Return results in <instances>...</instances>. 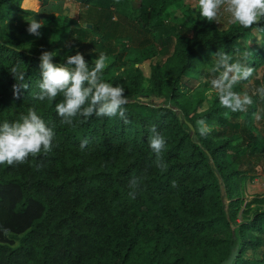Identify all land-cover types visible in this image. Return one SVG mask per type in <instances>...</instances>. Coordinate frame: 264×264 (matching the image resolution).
<instances>
[{
	"label": "trees",
	"instance_id": "trees-1",
	"mask_svg": "<svg viewBox=\"0 0 264 264\" xmlns=\"http://www.w3.org/2000/svg\"><path fill=\"white\" fill-rule=\"evenodd\" d=\"M48 1L0 0V124L34 107L55 125L47 155L0 164V264H218L235 246L231 264H264V193L244 197L255 161L264 159V135L251 122L259 113L264 127V99L254 96L247 111L226 119L229 110L216 93L205 107L204 92L189 84L212 89L205 68L218 51L236 57L237 49H249L250 66H262L264 21L220 28L199 8L193 13L192 0H142L135 17L113 20L109 8L77 0L88 8L63 38L31 39L23 20L32 13L27 3ZM253 33L259 42L248 41ZM145 43L152 48L142 52ZM44 50L54 51V63L76 51L90 66L91 51L112 57L103 79L125 88L129 123L93 115L76 127L61 124L55 103L62 96L55 102L34 97ZM18 64L29 87L16 95L11 69ZM249 81L234 91L251 94ZM201 119L212 126L206 137ZM153 125L166 139L163 171L149 147ZM133 178L139 181L134 199Z\"/></svg>",
	"mask_w": 264,
	"mask_h": 264
},
{
	"label": "clouds",
	"instance_id": "clouds-1",
	"mask_svg": "<svg viewBox=\"0 0 264 264\" xmlns=\"http://www.w3.org/2000/svg\"><path fill=\"white\" fill-rule=\"evenodd\" d=\"M199 15L209 22L219 23L222 12L230 16L231 22L248 29L264 21V0H198ZM29 34L41 36L40 29L44 24L39 19L28 21ZM232 55L218 51L212 54L211 87L218 96L220 105L228 109L223 113L230 118V112H244L254 103V96L264 99V85L256 88L251 94L234 91V87L242 81L249 80L254 73L250 66L253 53L249 49ZM54 51L44 50L40 56V82L39 92L34 97L40 101L55 102L62 96L59 103H55L57 114L61 117V124L76 127L95 115L97 117H119L125 124L129 123L126 108L128 97L125 88L120 84L106 82L103 72L107 67L108 57L100 52L90 66L84 55L76 51L68 55L63 62L54 63ZM17 83L13 85L14 93L27 90L29 85L25 82L26 72L18 65L11 69ZM82 118V119H77ZM199 133L207 136L212 131V126L205 119L198 122ZM55 125H51L34 107H29L26 114L13 122L0 124V164L9 166L26 163L29 157H36L43 153L47 155L52 151L55 140ZM149 147L156 154L155 165L166 170L162 153L165 149L166 139L153 125L150 129ZM88 140L81 141L83 150ZM129 192L135 198V190L139 187L137 178L130 181ZM175 186V185H174Z\"/></svg>",
	"mask_w": 264,
	"mask_h": 264
},
{
	"label": "rangeland",
	"instance_id": "rangeland-1",
	"mask_svg": "<svg viewBox=\"0 0 264 264\" xmlns=\"http://www.w3.org/2000/svg\"><path fill=\"white\" fill-rule=\"evenodd\" d=\"M189 2V0H186ZM191 9L193 13L197 11L198 2L190 1ZM189 2V3H190ZM136 4V8L133 4ZM142 0H94L92 2L91 7L96 8H109L111 12L114 14L112 17L113 20H117L119 15L127 18V17H135L137 15V10L140 7ZM27 6L32 10V13L29 16L23 18L24 21H30L31 19H39L44 24V26L40 29L41 36L37 37L35 35L29 34L28 31L26 34L31 39H38L40 37L46 38L49 42H56L60 38H63L66 32L69 29V25L72 19H78L81 17V14L85 12L87 6H84L82 3L77 0H49L46 4L42 5L39 3L33 4L32 2H28ZM68 17V20L65 19ZM168 17H172L171 14H168ZM215 22V21H214ZM231 22L230 16L227 13L222 12L219 17V23L216 24L220 28H226ZM260 34L253 33L249 42H259ZM151 43H145L142 47V52H146V50L152 48ZM91 53V58L94 60L97 55L94 52ZM112 61V57H108L107 65ZM144 72L149 73V67L147 62L141 63ZM210 67L205 68V74H207V78L211 79V73L209 72ZM124 69L119 70V73H123ZM257 80L258 83L254 82ZM204 82V80H201ZM255 86L254 89L249 88L250 91H254L258 88V84L260 82H264V64L257 68L254 71L253 76L250 78V81ZM192 84V88L196 90H202L204 92L205 101L203 105L207 106V98H213L215 96V91L210 87L205 88L203 83H197L194 81L189 82ZM147 83L145 84V87ZM245 87V86H244ZM248 89V87H245ZM146 101L156 102V98L152 96L144 97ZM262 116L259 113H256L252 118L253 130L259 135H264V127L261 123ZM256 174L254 175L251 181H248L245 191L244 197L249 199L253 194H263L264 193V159H259L255 161Z\"/></svg>",
	"mask_w": 264,
	"mask_h": 264
},
{
	"label": "water",
	"instance_id": "water-1",
	"mask_svg": "<svg viewBox=\"0 0 264 264\" xmlns=\"http://www.w3.org/2000/svg\"><path fill=\"white\" fill-rule=\"evenodd\" d=\"M133 6L136 8L135 3L133 4ZM88 26H90V24H88ZM190 128H192L191 125H190ZM222 194L225 195L224 188H222ZM224 200H225V203L227 204V199L225 198ZM237 249H238V247L235 246L234 249L231 250L229 256L226 259L219 262L218 264H231L237 255Z\"/></svg>",
	"mask_w": 264,
	"mask_h": 264
}]
</instances>
